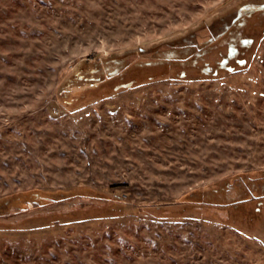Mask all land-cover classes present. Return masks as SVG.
I'll return each mask as SVG.
<instances>
[{
  "label": "rangeland",
  "instance_id": "rangeland-1",
  "mask_svg": "<svg viewBox=\"0 0 264 264\" xmlns=\"http://www.w3.org/2000/svg\"><path fill=\"white\" fill-rule=\"evenodd\" d=\"M261 3L0 0V264H264V20L246 68L153 78Z\"/></svg>",
  "mask_w": 264,
  "mask_h": 264
},
{
  "label": "trees",
  "instance_id": "trees-1",
  "mask_svg": "<svg viewBox=\"0 0 264 264\" xmlns=\"http://www.w3.org/2000/svg\"><path fill=\"white\" fill-rule=\"evenodd\" d=\"M242 13L244 16L246 15V18L249 17L248 9H244V11L240 10V15H238L239 18L235 17V20L232 21L231 25L224 28L222 34L215 41H212L200 49H192V53L188 57H173L172 62H169L170 60H166L165 65L167 66V69H169V67L171 68L172 65L179 67L178 74L165 73L163 75L154 76L153 78L166 77L168 75H173V77L179 79H186L191 76L210 77L215 76L216 74L219 75L222 73H232L237 69L246 68L248 62L245 58L249 55L248 51L250 47L249 44L246 45L245 42H251L257 38V35H255L257 32L247 31L249 29H245V27L249 23L251 24L252 21L250 22L249 20L245 19L244 21L240 22L242 18L241 16L243 15ZM251 29H253V27H251ZM238 44L242 46H237ZM223 46H226L227 50L222 51L221 47ZM231 46H235L236 49H230ZM138 66L142 67L144 64L130 63L120 65L114 71L109 72L105 78L99 79V81H96L94 84L99 85L102 83H107L111 86L113 93L115 94L120 93L123 90L130 89L136 84H141L146 81L142 79L137 81H122L128 72ZM87 68H89V66ZM147 80H150V78ZM71 82H73V80H71ZM70 85L75 87L73 84ZM164 205L172 207L175 206L177 209H183L184 213L189 209L195 210L196 213L201 212H199V210H197L195 207L192 208L193 203H190L186 200L167 202ZM155 207V205H147V208ZM182 216L183 215L178 216L177 219L182 218Z\"/></svg>",
  "mask_w": 264,
  "mask_h": 264
},
{
  "label": "flooded vegetation",
  "instance_id": "flooded-vegetation-1",
  "mask_svg": "<svg viewBox=\"0 0 264 264\" xmlns=\"http://www.w3.org/2000/svg\"><path fill=\"white\" fill-rule=\"evenodd\" d=\"M248 16L253 17L252 22L259 24L261 20H264V3H261L259 5H253L249 6L248 8Z\"/></svg>",
  "mask_w": 264,
  "mask_h": 264
}]
</instances>
